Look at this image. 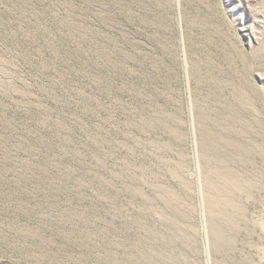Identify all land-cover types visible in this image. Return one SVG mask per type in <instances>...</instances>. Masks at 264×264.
Masks as SVG:
<instances>
[{
  "label": "rangeland",
  "instance_id": "obj_1",
  "mask_svg": "<svg viewBox=\"0 0 264 264\" xmlns=\"http://www.w3.org/2000/svg\"><path fill=\"white\" fill-rule=\"evenodd\" d=\"M0 264H264V0H0Z\"/></svg>",
  "mask_w": 264,
  "mask_h": 264
}]
</instances>
